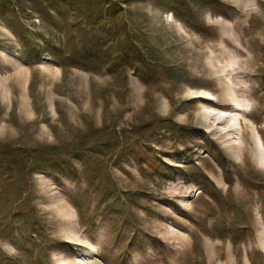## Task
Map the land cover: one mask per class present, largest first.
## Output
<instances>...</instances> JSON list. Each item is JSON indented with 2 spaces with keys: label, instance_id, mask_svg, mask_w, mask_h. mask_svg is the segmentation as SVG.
<instances>
[{
  "label": "rangeland",
  "instance_id": "rangeland-1",
  "mask_svg": "<svg viewBox=\"0 0 264 264\" xmlns=\"http://www.w3.org/2000/svg\"><path fill=\"white\" fill-rule=\"evenodd\" d=\"M98 256L264 264V0H0V264Z\"/></svg>",
  "mask_w": 264,
  "mask_h": 264
},
{
  "label": "crops",
  "instance_id": "crops-1",
  "mask_svg": "<svg viewBox=\"0 0 264 264\" xmlns=\"http://www.w3.org/2000/svg\"><path fill=\"white\" fill-rule=\"evenodd\" d=\"M23 69V68H22ZM56 72V74L58 73L57 71H55ZM83 90H85V93H86V91H87V94H86V96H87V98H89V85H88V82H85L84 84H83ZM32 112H34V110L32 111ZM88 113V112H87ZM19 115L21 116H23V113H20V111H19ZM187 233V232H186ZM211 239H209V238H207V239H205V248H206V254H207V257L209 258H215L216 256H218V253H219V248H218V245L217 244H213V242L211 241V240H213V238L212 237H210ZM216 239H218V238H216ZM186 240V239H185ZM226 248H227V250L228 251H231L232 249H233V243L231 242V241H229L228 239L226 240ZM94 255V254H93ZM95 257H97V255H95ZM232 258H233V256H232V254H230V256H228V260L230 261V260H232ZM214 260V259H213ZM215 264H226V263H224L222 260H219V258L217 257L215 260ZM143 263V261L140 263V264H142ZM93 264H102V262L100 261V259H99V256H98V258L94 261V263Z\"/></svg>",
  "mask_w": 264,
  "mask_h": 264
},
{
  "label": "bare ground",
  "instance_id": "bare-ground-1",
  "mask_svg": "<svg viewBox=\"0 0 264 264\" xmlns=\"http://www.w3.org/2000/svg\"><path fill=\"white\" fill-rule=\"evenodd\" d=\"M227 30V29H226ZM225 30V31H226ZM20 73L22 74L23 73V71L22 70H20ZM24 75V74H23ZM195 97H200V98H205V99H211V97H207V96H203V95H199V94H196V96ZM210 108H212V107H208V110H212V109H215V108H212V109H210ZM239 109H241V108H239ZM221 117V116H220ZM237 119L239 118V117H237V115L235 116ZM225 119V118H224ZM231 119H232V117H231ZM232 121H233V125H234V123H235V126L233 127V129H240L239 128V125H238V122L236 123L235 122V120L234 119H232ZM262 157H263V152H262ZM261 161V160H260ZM257 162H258V160H257Z\"/></svg>",
  "mask_w": 264,
  "mask_h": 264
},
{
  "label": "trees",
  "instance_id": "trees-1",
  "mask_svg": "<svg viewBox=\"0 0 264 264\" xmlns=\"http://www.w3.org/2000/svg\"><path fill=\"white\" fill-rule=\"evenodd\" d=\"M11 1V0H10ZM38 151V149H33V152L36 153Z\"/></svg>",
  "mask_w": 264,
  "mask_h": 264
}]
</instances>
